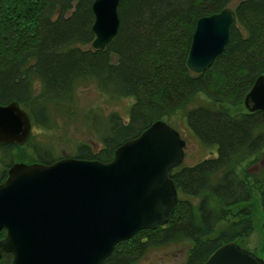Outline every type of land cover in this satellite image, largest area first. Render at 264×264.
I'll return each mask as SVG.
<instances>
[{
	"label": "trees",
	"instance_id": "16d2710c",
	"mask_svg": "<svg viewBox=\"0 0 264 264\" xmlns=\"http://www.w3.org/2000/svg\"><path fill=\"white\" fill-rule=\"evenodd\" d=\"M93 1L0 0V105L17 102L32 125L55 131L50 105L70 99L77 82L94 79L102 92L134 102L126 119L93 116L99 147L80 144L73 157L109 162L118 146L180 112L203 146H217L215 157L169 172L178 191L170 220L120 242L103 264H137L153 248L186 242L181 264H205L219 248L251 235L252 210L245 205L255 194L264 231V169L249 170L264 152V112L229 110L243 105L264 76V0H120L119 31L102 51L91 46ZM225 8L233 13L229 42L210 68L195 74L186 66L195 24ZM201 98L207 103L195 105ZM29 146L36 163L54 161L49 148ZM17 147L0 145L5 169ZM5 235L1 230L0 239ZM2 254L0 264H11V255Z\"/></svg>",
	"mask_w": 264,
	"mask_h": 264
},
{
	"label": "water",
	"instance_id": "95a60500",
	"mask_svg": "<svg viewBox=\"0 0 264 264\" xmlns=\"http://www.w3.org/2000/svg\"><path fill=\"white\" fill-rule=\"evenodd\" d=\"M120 0H94L92 48L102 51L120 27ZM233 13L201 17L195 24L186 66L210 68L230 39ZM244 98L248 112H264V76ZM32 122L17 102L0 105V145L23 146ZM186 142L164 121L148 126L116 148L112 160L62 157L51 165L12 163L0 183V239L11 264H103L122 241L165 225L178 191L169 172L182 164ZM205 264H264L237 243L219 248Z\"/></svg>",
	"mask_w": 264,
	"mask_h": 264
},
{
	"label": "rangeland",
	"instance_id": "374dc122",
	"mask_svg": "<svg viewBox=\"0 0 264 264\" xmlns=\"http://www.w3.org/2000/svg\"><path fill=\"white\" fill-rule=\"evenodd\" d=\"M88 48L90 47H82V49ZM33 86L37 90L40 88L38 78H35ZM75 86L70 99H66L59 104L50 105L51 117L55 120L57 126L55 131L49 132L36 127L34 124L32 125L31 132L33 137L29 144H36L44 150L49 148L54 161L62 159V157L73 158L77 146L83 143H92L95 144V147H99L100 140L96 132H93L90 128L89 121L93 119V116L104 118L111 113H116L126 119L128 110L134 102V99L130 97H112L104 91L102 92L94 79L81 80ZM204 100V98L197 100L195 105L207 103ZM229 110L234 114L246 112L244 104L235 106V108L230 107ZM166 121L186 142L182 165L193 166L205 158H213L217 155V146H203L187 125L184 114L180 112L166 119ZM29 144L14 149L11 164L18 162L28 165L29 163H36ZM261 155L257 164L249 165L251 172L256 173L264 169V152ZM4 169L5 167L0 163V174ZM8 169L6 168L5 170L7 171ZM245 207L252 210L253 230L249 237L236 243L240 248L264 260V231L261 229L263 213L259 206L257 194L252 197V201L246 204ZM187 245L188 243L186 242L153 248L137 264H181L185 260Z\"/></svg>",
	"mask_w": 264,
	"mask_h": 264
}]
</instances>
